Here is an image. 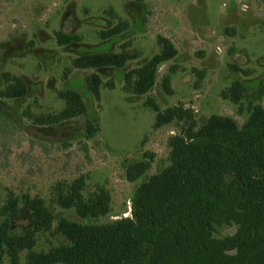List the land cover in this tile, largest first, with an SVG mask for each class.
<instances>
[{
	"label": "rangeland",
	"instance_id": "obj_1",
	"mask_svg": "<svg viewBox=\"0 0 264 264\" xmlns=\"http://www.w3.org/2000/svg\"><path fill=\"white\" fill-rule=\"evenodd\" d=\"M119 25L126 29L118 36L100 37ZM58 31L77 34L80 42L60 45ZM162 38L177 49L173 59L158 66L150 93L162 110L183 104L195 111L199 125L216 114L242 127L250 103L264 107V0H0V207L10 192L29 193L77 222L131 217L136 189L170 165V139L180 132L176 124L155 125V114L145 105L148 96L124 91V74L160 54ZM106 51L135 57L121 69L79 70L73 65L82 54ZM90 75L100 80L99 97L88 86ZM6 76L21 78L27 96L6 95ZM167 76L173 95L162 87ZM239 79L248 89L242 112L224 97ZM67 88L84 96L100 126L98 134L88 136V116L51 126L33 122L36 116L58 113L64 107L58 93ZM147 153L151 168L129 181L128 167ZM80 177L85 178L86 197L98 187L110 193L111 211L99 221L81 219L74 208L58 203L59 193ZM31 227L30 212L22 205L12 232L24 235ZM55 227L37 234L34 251L68 244ZM235 230L226 224L216 235ZM27 253L20 255V264H26ZM4 264H11L9 257Z\"/></svg>",
	"mask_w": 264,
	"mask_h": 264
},
{
	"label": "trees",
	"instance_id": "obj_2",
	"mask_svg": "<svg viewBox=\"0 0 264 264\" xmlns=\"http://www.w3.org/2000/svg\"><path fill=\"white\" fill-rule=\"evenodd\" d=\"M126 29L122 25L102 31V39H113ZM60 45L80 42L77 34L56 33ZM177 55V49L161 39V52L146 63L124 74V91L148 96L145 102L155 114V125L176 124L180 132L170 139V165L143 182L132 198L131 217L107 223H82L63 212L55 213L39 196L9 193L0 207V264L6 257L20 264V255L28 251L26 264H264V107L250 103L249 117L239 127L230 117L212 115L199 125L195 111L183 104L162 110L150 96L157 83L158 66ZM126 52H91L73 61L79 70L102 67L123 68L134 58ZM232 70H240L231 65ZM10 78L6 95L25 97L28 87L17 76ZM108 86H113L109 81ZM100 80L88 77V86L99 97ZM163 90L173 95L171 77L162 82ZM248 89L235 80L224 97L239 105ZM257 100L262 98L259 91ZM64 107L55 114L36 116L40 126L62 124L88 116L89 137L100 132L90 116L84 96L76 89L58 93ZM131 164L126 172L135 181L151 168V160ZM85 178L80 177L58 195L63 208H74L81 219L99 221L111 211V196L98 187L88 197L83 195ZM30 212L32 227L24 235L12 232L21 206ZM56 224L68 244L37 252V234L49 232ZM234 225L231 235L217 237V229Z\"/></svg>",
	"mask_w": 264,
	"mask_h": 264
}]
</instances>
